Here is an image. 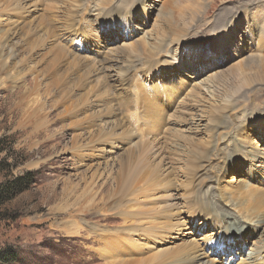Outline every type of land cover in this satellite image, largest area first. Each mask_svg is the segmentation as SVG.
Listing matches in <instances>:
<instances>
[{
  "label": "rangeland",
  "instance_id": "1",
  "mask_svg": "<svg viewBox=\"0 0 264 264\" xmlns=\"http://www.w3.org/2000/svg\"><path fill=\"white\" fill-rule=\"evenodd\" d=\"M53 1L26 0L27 7L19 11L18 17L10 12L0 15L2 29L9 28L3 23L7 14L17 28L24 27L23 34L11 35L9 48L16 56L8 60L9 70L0 72V76L7 78L8 85L15 80L13 75L27 78V86L13 104L0 99V183L33 173L27 189L1 200L0 256L12 252L16 259H0V264H106L117 260L152 264L154 257L160 258L184 244L198 245L208 258L220 264L218 256L228 253L229 248L220 253L203 248L205 239L215 242L218 233H224L221 228L212 232L210 224L201 221L206 217H200L204 209L195 202L206 193L218 205L212 203L218 214L224 209L241 216L244 208L237 199L241 191L250 192L244 186L264 189V82L256 80L233 95L228 93L226 100L215 95L216 89L220 96L241 80L239 74L231 72L233 67L253 54L264 56V0H131L122 7L129 12L137 6L129 13V23L117 25L116 34L100 26L104 27L107 20L93 18L96 6L110 7L116 0H83L77 4L58 0L54 5ZM185 10L195 11L191 21L180 15ZM162 14L170 16L168 23L162 22ZM85 15H90V20L84 19ZM232 19L236 20L234 30L229 28ZM78 23H82L80 27ZM84 26H90L86 36L93 43L86 44L87 49L74 38L75 31H83ZM163 26L170 29L164 30ZM41 36L40 45L32 47V42ZM151 46L156 56L151 54ZM123 47L136 52L139 64L132 68L135 75L130 88L132 92L138 90L139 104L136 117L126 120L131 132L123 133L125 127H119L104 139L106 142H89L87 134H83V123L77 126L78 121L100 108L91 105L97 102L91 94L89 107L77 101L95 85L93 80L85 83L82 79L80 87L70 89L81 75L76 57L90 58L94 63L107 58V69H112L106 72L115 74L113 65L120 56L118 49ZM148 58L149 63L142 64ZM29 67L33 70L29 71ZM118 76L123 73L120 71ZM11 89H0V97ZM116 89L112 90L116 97L125 90L119 86ZM170 89L174 94L171 99ZM22 96L28 98L24 107L19 104ZM31 99L34 104L26 110ZM103 101H108L107 95ZM149 101L156 109L150 107ZM23 108L27 115L40 111L39 122L50 128V136L37 137L33 125L23 123ZM10 110L18 114L14 116ZM49 111L54 122L46 123ZM138 118L141 123L135 122ZM197 140L204 145L195 144ZM218 141L216 151L214 144ZM75 143L83 144L80 150L73 148ZM94 143L97 145L93 148ZM128 153L132 155L127 169L130 191L122 196L124 199L106 198L104 206L99 207V198L91 202L89 194L80 198L84 200H76L92 174L96 173L95 180L103 185L112 179L119 161ZM192 153H201L202 160L210 161H202L205 168L201 171L200 162H196L192 170L183 174L192 165ZM164 176L166 179L159 180ZM148 180L150 193L134 199L135 184H139L141 194ZM54 193L57 196L53 197ZM217 198L224 200L219 202ZM81 201L86 208L73 216L75 222L66 223L71 218L68 213ZM136 212L138 217H133ZM260 213L264 214V209L257 216ZM258 225L257 231L246 234L247 245L237 240L240 253L233 264H240L250 247L264 240V222ZM221 256L228 259L224 264L232 261L228 254Z\"/></svg>",
  "mask_w": 264,
  "mask_h": 264
},
{
  "label": "bare ground",
  "instance_id": "2",
  "mask_svg": "<svg viewBox=\"0 0 264 264\" xmlns=\"http://www.w3.org/2000/svg\"><path fill=\"white\" fill-rule=\"evenodd\" d=\"M54 1H56V3H57L58 0H54ZM54 1L52 3L53 5L55 4ZM65 1L77 4L79 1H83V0H65ZM88 1L90 2L92 0H88ZM130 1L131 0H116L115 5H112V6L106 7V8H103L102 6H101L102 8H99V7L97 8V6H96L93 9L95 11V14H96L95 17L93 16V18H96V21H98L100 19H102V21L107 20L108 23H105L104 27L102 25H100V26L103 28V30L107 31L108 33L113 32V34H116V31L118 30L117 25H120V24L125 25V24L129 23V21H130V19H129L131 17L129 15L130 11L128 12L127 8L122 7L123 5H126ZM107 3H109V2H107ZM27 4L28 3L26 2V0H0V15L2 16V14H6V12H10V13H15V17H18L17 15H18L19 11H22L24 8H26ZM110 4H111V2H110ZM261 4L262 3H260L259 5H261ZM87 6H89V4ZM54 7L56 8V6H54ZM85 11L86 10H84V13H85ZM243 12H245V11H243ZM194 14H195V11L186 12V10H185V12H182L180 15H182L183 20L189 19L191 21L195 17ZM8 16L9 15L7 14V16L5 18L6 22H3V23H4L5 27L7 26L9 28L8 29H2L3 26H0V72H3V73H5L7 70H9L8 65H9L10 61L8 62V60H10V58L12 59L16 56L15 52L13 50H10V48H9L10 41L12 39L11 35L24 33L22 31L24 27H22L21 29H19V27L17 28L18 24L15 25V22L10 21V18ZM85 16L86 17H84V19L89 18V20H90V18H91L90 15H85ZM169 17L170 16H168L166 14H162L160 16V19H162L163 23H168L167 19H169ZM84 19L82 21H84ZM109 19H111V20H109ZM235 21H236L235 19H232L230 26H229L230 30L235 29L234 28ZM0 22H2V21L0 20ZM71 22H72V20H71ZM67 24H68V22H67ZM81 24L82 23H78V26L80 27ZM72 26H74V23H73V25L71 24L69 27H72ZM162 28L164 30L170 29V28L165 27V26H163ZM10 29H12V30H10ZM89 30H90V26L83 28V31H79V29H77L74 33L75 34L74 38L81 41V43H83V45H82L83 48H86V49H87L86 44L87 45L93 44V43H90L91 41H89L87 39L88 36H86L87 33H89ZM261 37H263V36H261ZM41 38H42V36L39 37L38 39L36 38L32 42V47L34 45L39 46L40 45L39 42L41 41ZM224 40H226V39H224ZM27 42H26V44H28ZM158 42L160 44V41H158ZM162 43H163V41H162ZM150 50L152 52L151 54L154 55V52H153L154 48L152 49V46H151ZM134 52H135V50H134ZM135 53H132V51L126 47H123L120 50L118 49V54L120 56L117 57L116 65L115 66L113 65V68L116 69L115 74H113L114 72H110L112 75L108 74L106 72V70L111 68V66H109V68L107 69V65L109 64V63H107V61H108L107 58L106 59L104 58L103 60H99V61L94 63V61L90 58L79 59L78 56L76 57L78 59L77 63L80 67L81 75L73 82L70 89L80 87L82 79L85 80V83H88L90 80H93V82H95V85L94 86L91 85L92 87H90V89L87 91V93L84 95H80V97H78L77 101H78L79 105H81V106L83 105L82 107H85V106L89 107L90 104L87 101H88V95L91 94L95 99H97V102L95 104H91V105L92 106L95 105V106L100 108L99 110L93 109V111L89 115H86L84 118H82L81 120L78 121L77 126H79V125H81V123H83L82 124V128L84 129L83 134H87V137L90 139L89 142L98 141L97 142L98 144L104 143L107 141L104 139L106 137H108L109 135H113L114 130L119 128V127H125L124 130L122 131L123 133H130L131 132L129 130V128L126 127L127 126L126 120H128V118L132 119V117H136L135 115L137 114L136 111L138 110V104H139V100H138V96H137L138 90L134 89L132 92L131 88H130V87H133V84H131L132 83L131 80H132V77L135 75V71L132 68L135 67L136 65H139L137 63L138 59L136 58L138 55L136 56ZM151 54H150V56H151ZM220 54H222V52ZM253 55L244 59L238 65H236L235 67H233L231 69V72L239 74L241 80L237 84H235L232 87V89L227 90L226 92L222 93L220 96L218 93V89H216L215 95L217 98L222 99L224 96L228 97V95H226L228 93H231V95H233V94L237 93L240 89H243L246 86L252 85L253 82H255L256 80H258L259 82H264V56H261V55L255 56V54H253ZM154 56H156V55H154ZM146 57H147V55H146ZM152 58L154 59L153 56H152ZM105 60H107V61H105ZM150 60L151 59H149V58L144 59L142 61V64H144V65L148 64ZM122 65H124V66H122ZM95 68L98 70L94 71ZM242 68H244V70L241 73ZM246 68L253 69V71L247 72ZM32 70H33V68L29 67V71H32ZM120 71L123 73V76H121V77L118 76ZM133 71H134V74L131 75V73ZM101 74H104V77H102ZM130 75H131V79H130V81H128V77ZM13 77H15V80L11 84L8 85V84H6L7 78L0 76V89H5L8 87L12 88L9 94L0 97V99L2 101H3V99H7L6 100L7 105H8V103L13 104L14 98L16 96L22 94V92H23L22 88L27 86V83L24 82V80L27 81L26 77L22 78V76H20L21 77L20 78L18 76H14V75H13ZM92 77H93V79H92ZM16 78H19V79L16 80ZM100 78H102L103 80L100 81ZM20 80H21L20 85H18ZM168 80H170V79H168ZM127 83H128V85L124 86ZM167 84H170V83L167 82L166 87L169 86ZM118 86L121 88H125V90H124V92H122V95H119L118 97H116V95L114 94V92H112V90L115 89V92H116V90H117L116 88H118ZM67 91L69 92V90L68 89L66 90V94L68 93ZM105 95H107L108 101L102 102V98ZM173 95L174 94L170 89L168 92V98L171 99L173 97ZM225 97H224V100H226ZM22 98H23L24 102L22 101V99L20 97L19 98V101H20L19 104H20V106L24 107V106H26V103L28 102V98L24 97V96H22ZM33 99H31L30 104L27 105L26 110L29 106L32 107V105L34 104ZM148 103L150 104V107L152 109H156L155 104H152L151 101H149ZM157 106H158V104H157ZM150 107H149V109H150V111H152ZM31 109L33 110V108H31ZM26 110L23 108L21 111V114H22V112H24L23 120H22L23 123H25L24 121H26L28 123V124L25 123L26 125H28V126L33 125V131L34 132L38 131L36 134L37 137L38 136H50V132H51V130H49L50 128L47 125L42 126V123L39 122L40 111L38 110L37 113L27 115ZM11 112H13L12 114L14 116L18 114L15 111H11ZM51 113H52V111H49L46 113V115H47V117L45 119L46 123L54 122L53 115H51ZM119 115L122 117H120ZM92 117H94V118H92ZM31 120H32V122H31ZM140 120H141V118H138V120H136L135 122L141 123ZM17 121H19V120H17ZM261 123L264 124V121H261ZM88 127H90V130L88 129ZM137 129H140V128L137 127ZM57 138L60 139L61 135H59V137H57ZM196 142H198V143H196ZM97 143H94L92 145V147L94 148L97 145ZM194 143L199 145V146L204 145L203 143H201V141L199 142L198 140L195 141ZM211 144H212V142H211ZM82 145H83L82 143H80V144L75 143L73 145V148L76 147V148H79V150H80ZM43 146H45V145H43ZM219 146H220L219 141L214 144L216 151L219 150L218 149ZM42 152L44 153L45 151H42ZM131 157H132V155L128 153L127 156H125L123 159H121L119 161L118 168L114 172L115 175H113L112 179H110V180L107 179V181H109L110 184H107V181H106V183H102L103 185H99L97 183V181L95 180V178L97 177L96 173L92 174V180L89 183H87L86 189H84L85 191L82 192L81 194H79L76 197V200H84V199H80V198L82 196L87 197V195L89 194V196L92 197V199L90 200L91 202H94V199L96 197L99 198V201L97 202V207H99L100 206L99 204H103V206H104V204H105L104 201L106 198H108L110 200L112 197L115 196L114 197V199H115L116 196H118V200L124 199V197H122V196L125 194H128V191H130V188H129L130 182L129 181L131 179V175L129 173H127V169L130 168V166H131V163H130ZM190 157H191V163L190 164H192V165L187 167V168H189V170L187 168H185L184 171L181 169L183 171V174L192 170L193 166L196 165V162H200L201 168L198 167V169L201 171L203 168H205L202 161H206V162L210 161L209 159L202 160L203 155H201V153L200 154L192 153V154H190ZM205 158H209V156L205 155ZM181 170H179V171H181ZM170 173L171 172L167 173V177L170 175ZM188 176L186 178H189ZM161 179H166V178L164 176L162 178H159V180H161ZM183 183H184V181H183ZM144 185H145V187L142 189L141 194H140L139 193L140 191H138V189H137L139 187V184L138 183L135 184V187L133 189L134 195L132 194V196H134V199H137L139 196H147V194L150 193V192H147V187L151 186L150 180L146 181V183H144ZM249 186H251V185L247 184L244 186V188H246V187L250 188L249 189L250 192L249 193H244V191H241V193L239 192L240 197H239V199H237L238 200L237 204L244 208V212H242L241 216L237 215V213L236 214L231 213V212H228L224 209L222 210V213L218 214V209H216L212 206V203L214 205H217L216 202H211L210 201L211 198H209V196H207L206 193L202 194L203 198H200V196L198 195L199 198L195 202L198 205L201 204L202 208L204 209L202 211L203 213L201 212L202 216H200V217L203 218L204 215L206 217H205V220H204V218L203 219L201 218L202 219L201 221H205V223L210 224L209 226L211 227L212 232H215L214 231L215 229L218 231L221 228L222 232L224 233L223 235H220L218 233V238H217L218 240H215V242L212 241L211 238H209L210 240L205 239V241H204L205 248H203V249H208V250L210 249V251L214 252V253L223 252L225 250L224 249L225 247L229 248L228 253H220V256H218L219 260L215 259L220 264H224L228 260L227 258H223L221 256L222 254H228L229 260H232L229 264H233V261L235 260L236 255L238 253H240V251L238 250V247L236 245L238 243L237 240L240 241L239 243H241V241H244L245 245H247L246 244L247 243L246 234L248 233L247 236H249L251 230H252V232L257 231L258 230L257 226H259L258 224H262L264 222L263 221L264 220V214L263 213H260L259 216H257L258 212L261 209H264V189H259V188L249 187ZM136 192H138L139 195L136 194ZM55 196H57V195L54 193L53 197H55ZM217 197H220V196L217 195ZM246 198L247 199L252 198L253 201H250V200L247 201L246 200V202H244V199H246ZM217 199L219 202H222L224 200L222 198H217ZM75 203L77 204V202H75ZM195 203H193V204H195ZM77 205H78L77 208L73 209L72 211H70L68 213L69 217H71V218H70V220L67 219L68 221H66V223L67 222H75L74 221L75 219H73L74 218L73 216H77L78 211L82 212L83 209L86 208V207H84V203H82V201ZM140 208H141V206L138 205V208H137L138 211L140 210ZM205 209H207V210H205ZM210 210H212L213 212H211ZM73 212H76V213L74 214ZM219 212H221V210H219ZM138 215L139 214L136 212L133 214V217H138ZM193 217H195V215ZM250 221H252V225H250V224L248 225V222H250ZM254 227H257V228L254 229ZM240 228H246V229H245V231H242V232H235L236 230H240ZM232 231H234V232H232ZM213 234L214 233H211L209 235H213ZM244 234H245V236H244ZM210 241H211V243H209ZM242 248L243 247H241V251H242ZM244 249H245V247H244ZM179 262H182L183 264L188 263V262L189 263L195 262L197 264H215L214 260L208 258L207 253L205 251H203L202 248H200L196 244H193V245L184 244V245H182L176 249L165 252L164 254H162V256L160 258L154 257L152 260V264H171V263L177 264ZM126 263L127 262H124L123 260H117V261H112V262H109L106 264H126ZM240 264H264V240L260 243L258 242L257 244L252 245L250 247V250L246 253L245 257L242 258Z\"/></svg>",
  "mask_w": 264,
  "mask_h": 264
},
{
  "label": "trees",
  "instance_id": "3",
  "mask_svg": "<svg viewBox=\"0 0 264 264\" xmlns=\"http://www.w3.org/2000/svg\"><path fill=\"white\" fill-rule=\"evenodd\" d=\"M32 175H33L32 172H26L22 175H19L17 177L11 178L9 180L0 183V203L1 200L2 201L8 200L16 196L18 193L27 189L33 181ZM0 259L3 261H14L16 259V255L12 252L11 253L7 252L6 254L2 253Z\"/></svg>",
  "mask_w": 264,
  "mask_h": 264
},
{
  "label": "snow or ice",
  "instance_id": "4",
  "mask_svg": "<svg viewBox=\"0 0 264 264\" xmlns=\"http://www.w3.org/2000/svg\"><path fill=\"white\" fill-rule=\"evenodd\" d=\"M135 6H137V4L134 5L132 9H134ZM132 9H131V10H132ZM131 10H130V12H131ZM130 12H129V13H130ZM100 39H103V34H102V33L100 34Z\"/></svg>",
  "mask_w": 264,
  "mask_h": 264
}]
</instances>
